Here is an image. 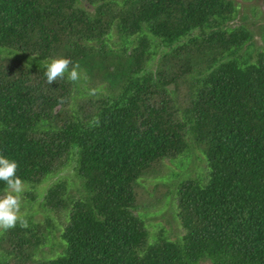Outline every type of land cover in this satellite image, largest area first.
I'll return each instance as SVG.
<instances>
[{
	"label": "trees",
	"instance_id": "1",
	"mask_svg": "<svg viewBox=\"0 0 264 264\" xmlns=\"http://www.w3.org/2000/svg\"><path fill=\"white\" fill-rule=\"evenodd\" d=\"M248 20L233 0H0V154L45 214L1 229L0 264H264V39ZM58 57L78 80L46 81ZM195 150L204 173L167 187L173 240L148 223L160 208L140 211L163 187L143 183Z\"/></svg>",
	"mask_w": 264,
	"mask_h": 264
},
{
	"label": "rangeland",
	"instance_id": "2",
	"mask_svg": "<svg viewBox=\"0 0 264 264\" xmlns=\"http://www.w3.org/2000/svg\"><path fill=\"white\" fill-rule=\"evenodd\" d=\"M237 6V9L240 13V17L243 15H246L249 17L248 23H249V28L252 30L254 33L255 37V44L256 46H262L263 45V37H264V0H233ZM256 9V13H254L252 10ZM195 153L198 155L195 156V164L193 165V160L188 159L186 162H184V159L181 162H184V165L180 167H175V165L169 161H166V165L163 169L162 173V179H164V182L161 179L155 178V177H149L148 179L144 180V188L148 193L152 195V198H154L155 193L157 191V187L161 185L163 189H161L160 194L164 197V199L160 200V202H155L156 199L154 198L153 200V205L152 203H146V208L141 207L140 211L143 209V214L145 212V215H150L154 214L152 212V209L155 211L157 208H160L158 210H161L162 212L158 213L154 218H149L148 223H160L164 226L167 235L169 238L173 240H177L178 236L182 234L181 227L179 226L178 222L173 218V215L175 212L174 211V204L171 201L170 204H168V201L171 200V195L169 194V190L167 187L171 185V192L174 189V185L176 184V181L180 180L182 177H187L189 173L190 176L196 177L197 173H204L206 164L204 161L203 156L201 155L199 150H195ZM197 166V167H196ZM173 169H171V168ZM194 167V168H193ZM196 167V168H195ZM170 168V170H169ZM193 169V170H192ZM175 170V171H174ZM192 170V171H191ZM169 171V172H168ZM189 171V173H188ZM191 171V172H190ZM168 172V173H167ZM177 177V178H176ZM178 179V180H177ZM47 182L43 183L40 188L46 191L47 188ZM26 186H23V192L21 194V207L19 210V215L20 216H26V217H32L35 221H42L45 219V214L43 212V209L37 203L34 205L33 208H29L27 204V195H26ZM148 199V198H147ZM152 205V206H151ZM152 208H148V207ZM176 213V212H175ZM175 217V215H174ZM178 220V218L176 217ZM179 221V220H178ZM152 229V228H151ZM153 230V229H152ZM1 231V229H0ZM61 233L60 228L57 229V231L54 234L55 237V243L60 242L59 235ZM180 241L181 237L178 238ZM59 246H55L53 249L50 247L45 248L43 255L50 257L58 254L60 252ZM200 264H212L210 261H203Z\"/></svg>",
	"mask_w": 264,
	"mask_h": 264
},
{
	"label": "clouds",
	"instance_id": "3",
	"mask_svg": "<svg viewBox=\"0 0 264 264\" xmlns=\"http://www.w3.org/2000/svg\"><path fill=\"white\" fill-rule=\"evenodd\" d=\"M71 65V67H70ZM44 77L48 83L57 78L76 81L79 78L78 65L68 57L51 58L44 66ZM18 162L0 154V182L3 194L0 195V229H10L17 224L27 227V221L19 215L24 181L17 174Z\"/></svg>",
	"mask_w": 264,
	"mask_h": 264
}]
</instances>
